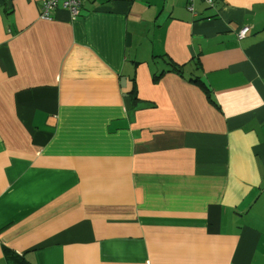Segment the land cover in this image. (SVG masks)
<instances>
[{
  "label": "crops",
  "instance_id": "obj_1",
  "mask_svg": "<svg viewBox=\"0 0 264 264\" xmlns=\"http://www.w3.org/2000/svg\"><path fill=\"white\" fill-rule=\"evenodd\" d=\"M42 2L0 0V264H264V0Z\"/></svg>",
  "mask_w": 264,
  "mask_h": 264
},
{
  "label": "built area",
  "instance_id": "obj_2",
  "mask_svg": "<svg viewBox=\"0 0 264 264\" xmlns=\"http://www.w3.org/2000/svg\"><path fill=\"white\" fill-rule=\"evenodd\" d=\"M84 0H43L39 18L43 20H50L52 13L56 10L67 11L72 18H76L80 15V10L82 8ZM195 0H188L187 10L193 14V4ZM206 6L213 7L214 0H200ZM249 32L248 27H242L238 33V39H243Z\"/></svg>",
  "mask_w": 264,
  "mask_h": 264
},
{
  "label": "trees",
  "instance_id": "obj_3",
  "mask_svg": "<svg viewBox=\"0 0 264 264\" xmlns=\"http://www.w3.org/2000/svg\"><path fill=\"white\" fill-rule=\"evenodd\" d=\"M218 0H214V3L217 2ZM169 66L171 67L172 70L176 71V72H180V69L175 66L174 64L169 63ZM193 83H200L198 79H194L192 80Z\"/></svg>",
  "mask_w": 264,
  "mask_h": 264
}]
</instances>
